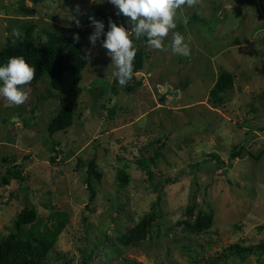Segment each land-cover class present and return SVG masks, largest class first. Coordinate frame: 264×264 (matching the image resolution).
Instances as JSON below:
<instances>
[{"label":"rangeland","instance_id":"rangeland-1","mask_svg":"<svg viewBox=\"0 0 264 264\" xmlns=\"http://www.w3.org/2000/svg\"><path fill=\"white\" fill-rule=\"evenodd\" d=\"M93 16L105 25L95 47ZM110 20L131 28L108 0H0V50L21 41L19 29L22 40L55 41L68 56L61 89L45 74L26 87L23 105L0 98V264H264V251L232 247L264 241V0L178 10L174 31L187 57L133 36L145 53L133 91L119 83L113 91L102 47ZM89 50L77 93L73 65ZM225 71L234 84L216 100L211 90ZM69 100L73 124L51 133ZM234 150L240 156L231 158ZM93 158L102 178H91L89 201ZM15 165L23 180L7 175ZM32 207L36 220L18 227ZM62 215L53 241L41 239Z\"/></svg>","mask_w":264,"mask_h":264},{"label":"clouds","instance_id":"clouds-1","mask_svg":"<svg viewBox=\"0 0 264 264\" xmlns=\"http://www.w3.org/2000/svg\"><path fill=\"white\" fill-rule=\"evenodd\" d=\"M116 9L117 15L128 18L130 30L123 25L109 21V30L102 41V47L107 56L111 58L110 67L112 75L118 80L120 86H127L134 75V60L136 48L132 37L136 39L146 37L147 46L154 50L167 51L171 49L174 55L189 56L191 49L185 37L178 31L176 18L178 10L183 7H196L200 0H108ZM80 12L79 5L76 8ZM94 28L89 36L90 43L95 47L101 36L105 35V25L95 17H89ZM69 21H74L76 26L81 25L78 16L70 15ZM172 33V40L168 46L164 41ZM13 35L22 40L23 34L19 29H13ZM73 39L79 42V34ZM85 59L91 60V50ZM36 76V68L31 66L23 56L10 57L6 64L0 66V98L9 105L20 106L29 99L26 87L32 83ZM15 117L13 120L15 121Z\"/></svg>","mask_w":264,"mask_h":264},{"label":"trees","instance_id":"trees-1","mask_svg":"<svg viewBox=\"0 0 264 264\" xmlns=\"http://www.w3.org/2000/svg\"><path fill=\"white\" fill-rule=\"evenodd\" d=\"M144 38L146 41V37ZM14 56H23L31 66L36 68V76L33 81L42 78L45 74H50L53 87L56 89H61L63 87L64 73L67 68L66 66L68 62V56L65 53L64 48L55 41H48L47 43L40 44L36 43L31 38L26 37L17 43L8 45L0 50V66L6 64L8 59ZM144 56L145 53L143 50H136V57L134 60V74L144 67ZM85 57L86 56L81 51H79V54L77 55L75 63L73 65V80L76 84L75 90L77 93L81 92L82 90V88L78 86V84L82 80L83 69L86 67L87 62L89 61L88 59H85ZM233 80L234 78L231 73L227 71L223 72L219 76L213 89L211 90L212 98H215L217 100L221 93L231 89L234 84ZM118 83V80L114 78L112 83L113 91H116V85ZM126 88L128 91H133L135 89V85H127ZM74 108V102L72 100H69L62 107L60 112L52 118L48 127L49 131L51 133H55L59 130L66 129L71 126L74 119ZM240 151L241 150L232 151L231 158L240 156ZM211 155L214 156L219 162H224L219 154L211 153ZM229 164L232 166V161H230ZM87 174V185L91 190L89 201H92L94 196L96 195V190L94 189L90 180L92 177H96L97 179L102 178V172L98 169L95 158L90 160L87 168ZM7 175L19 180L24 179L23 169L20 167V165H15L13 167L7 168ZM4 179L9 182V178L7 176L4 177ZM122 180L126 181L127 178L123 177ZM37 216L38 209L36 207L25 209L21 213H19L16 219V225L20 227L24 224L32 223L36 220ZM58 222L59 223L58 225H56V230L49 232V234L46 235L44 233L40 234L41 239L53 241L52 239L56 237V235L62 230L65 225V215H62V218H60ZM197 224H200V222L197 221ZM232 247L236 249L237 252L251 251L255 249L264 251V241L253 246H242L240 244H234L232 245ZM84 264H89V259L85 260Z\"/></svg>","mask_w":264,"mask_h":264},{"label":"water","instance_id":"water-1","mask_svg":"<svg viewBox=\"0 0 264 264\" xmlns=\"http://www.w3.org/2000/svg\"><path fill=\"white\" fill-rule=\"evenodd\" d=\"M23 9H24L25 11H28V12H34L33 9H30V8H27V7H23ZM176 94H177V92H176Z\"/></svg>","mask_w":264,"mask_h":264}]
</instances>
